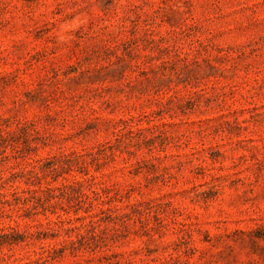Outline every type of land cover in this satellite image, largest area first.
Returning <instances> with one entry per match:
<instances>
[{
	"label": "rangeland",
	"instance_id": "374dc122",
	"mask_svg": "<svg viewBox=\"0 0 264 264\" xmlns=\"http://www.w3.org/2000/svg\"><path fill=\"white\" fill-rule=\"evenodd\" d=\"M0 264H264V0H0Z\"/></svg>",
	"mask_w": 264,
	"mask_h": 264
}]
</instances>
